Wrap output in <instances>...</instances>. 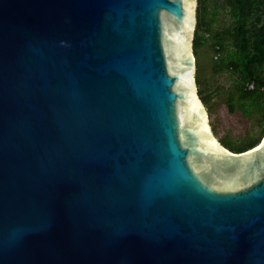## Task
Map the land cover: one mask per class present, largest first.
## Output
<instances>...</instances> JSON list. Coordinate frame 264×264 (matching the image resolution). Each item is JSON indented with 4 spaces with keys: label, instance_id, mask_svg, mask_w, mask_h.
Masks as SVG:
<instances>
[{
    "label": "water",
    "instance_id": "95a60500",
    "mask_svg": "<svg viewBox=\"0 0 264 264\" xmlns=\"http://www.w3.org/2000/svg\"><path fill=\"white\" fill-rule=\"evenodd\" d=\"M199 0H0V264H264V137L214 136Z\"/></svg>",
    "mask_w": 264,
    "mask_h": 264
},
{
    "label": "trees",
    "instance_id": "16d2710c",
    "mask_svg": "<svg viewBox=\"0 0 264 264\" xmlns=\"http://www.w3.org/2000/svg\"><path fill=\"white\" fill-rule=\"evenodd\" d=\"M210 1L199 0L195 54L211 40L212 49L223 54L215 72H229L239 79L235 87L238 95L228 100L230 109H234L238 100H243L244 104L252 100L251 104L260 105L258 109L264 114V0H216L213 11L209 12ZM226 9L231 17L230 24L218 29L214 26L215 20L221 10ZM230 42L235 48L233 51L228 46ZM251 81L255 83L254 89H248ZM199 94L206 104L203 91L199 90ZM263 136L243 141L239 146H232L228 141L222 143L232 151L241 152L255 147Z\"/></svg>",
    "mask_w": 264,
    "mask_h": 264
},
{
    "label": "rangeland",
    "instance_id": "374dc122",
    "mask_svg": "<svg viewBox=\"0 0 264 264\" xmlns=\"http://www.w3.org/2000/svg\"><path fill=\"white\" fill-rule=\"evenodd\" d=\"M216 2V0L209 2V12L213 11ZM228 13V9L221 10L214 26L218 29L227 27L231 21ZM211 43L210 40L198 49L196 79L200 82L199 90L203 91V96L207 99L205 105L209 112L214 135L220 142L228 141L232 146H239L243 141L252 138H261L264 135V114L258 109L261 106L251 104L252 100L246 104L243 100H238L234 109H230L228 100L230 96L238 95L235 87L239 79L229 72H215L219 60L214 59ZM228 46L232 51L235 50L231 42ZM200 97L202 99V96ZM262 103L261 101L260 104Z\"/></svg>",
    "mask_w": 264,
    "mask_h": 264
},
{
    "label": "built area",
    "instance_id": "2783aa9c",
    "mask_svg": "<svg viewBox=\"0 0 264 264\" xmlns=\"http://www.w3.org/2000/svg\"><path fill=\"white\" fill-rule=\"evenodd\" d=\"M213 53H214V57H215L214 59L215 60H219L220 57H221V54L219 52H216L215 50L213 51ZM254 87H255V83L254 82L251 81L250 83H248V89H254Z\"/></svg>",
    "mask_w": 264,
    "mask_h": 264
},
{
    "label": "bare ground",
    "instance_id": "6f19581e",
    "mask_svg": "<svg viewBox=\"0 0 264 264\" xmlns=\"http://www.w3.org/2000/svg\"><path fill=\"white\" fill-rule=\"evenodd\" d=\"M215 136V135H214ZM216 137V136H215ZM217 139V138H216Z\"/></svg>",
    "mask_w": 264,
    "mask_h": 264
},
{
    "label": "clouds",
    "instance_id": "9594fccd",
    "mask_svg": "<svg viewBox=\"0 0 264 264\" xmlns=\"http://www.w3.org/2000/svg\"><path fill=\"white\" fill-rule=\"evenodd\" d=\"M264 137V136H263ZM222 143V142H221Z\"/></svg>",
    "mask_w": 264,
    "mask_h": 264
}]
</instances>
